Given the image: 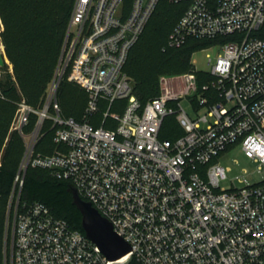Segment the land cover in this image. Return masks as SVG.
Returning a JSON list of instances; mask_svg holds the SVG:
<instances>
[{"label":"built area","instance_id":"obj_1","mask_svg":"<svg viewBox=\"0 0 264 264\" xmlns=\"http://www.w3.org/2000/svg\"><path fill=\"white\" fill-rule=\"evenodd\" d=\"M161 1L186 6L169 48L232 40L216 46L213 61L208 56L209 80L194 69L181 77L180 92L141 103L124 66ZM262 25L264 0H132L129 8L124 0H75L43 108L16 105L12 129L29 139L19 171L39 168L70 182L130 252L109 261L44 204L19 210L17 203L8 264H264V184L242 177L240 187L232 181L223 189L226 169L218 162L239 148L258 171L264 167V38L254 36ZM64 74L87 94L80 121L60 116L56 92ZM185 98L205 114L190 118L180 105ZM31 114L37 122L24 136ZM171 115L181 134L166 139ZM45 120L59 146L49 155L34 153Z\"/></svg>","mask_w":264,"mask_h":264},{"label":"trees","instance_id":"obj_2","mask_svg":"<svg viewBox=\"0 0 264 264\" xmlns=\"http://www.w3.org/2000/svg\"><path fill=\"white\" fill-rule=\"evenodd\" d=\"M74 1L0 0V43L7 60L0 78V264H8V254L6 251L3 253V249L6 225L13 218V213H9L10 197L25 150L24 138L11 128L16 111L14 102L21 99L35 111L43 108ZM131 1L124 0V6L129 8ZM208 1L213 4L217 0ZM185 7V4L161 1L129 51L124 72L130 79L132 94L141 103L154 98L161 77L193 72L191 57L194 52L232 40V37L192 39L181 48H169L168 36ZM254 36L264 38V25ZM197 77L199 80L210 79L201 74ZM56 101L62 118L80 121L87 94L63 76L57 88ZM37 118L35 114L30 115L22 130L24 136L34 130ZM53 136L52 123L43 122L34 153L49 155L57 150L59 146L53 142ZM169 136L163 131V138H175ZM71 188L70 182L54 178L47 170L28 167L19 188V210L23 204L42 203L53 216L84 234L82 214L73 202ZM9 228L10 239L11 226ZM127 264L138 263L132 258Z\"/></svg>","mask_w":264,"mask_h":264},{"label":"rangeland","instance_id":"obj_3","mask_svg":"<svg viewBox=\"0 0 264 264\" xmlns=\"http://www.w3.org/2000/svg\"><path fill=\"white\" fill-rule=\"evenodd\" d=\"M1 30H2V26L0 23V32ZM0 46H2L1 43H0ZM218 52H219V49L215 45L209 48L194 52L191 57V63L195 71L201 75L208 74L211 70V64L208 63V56L213 61L216 58ZM3 73H4L3 68H0V78L3 76ZM183 75L184 74L165 76L164 78H166V81H162V82L160 78L158 81V89L154 97H157L161 93L167 92V91L171 93L180 92V90L182 89L181 77H183ZM63 76L66 77V74H64ZM20 101L21 99L14 102L15 106ZM180 105L186 111V113L190 116V118H192L193 120L205 114V110L197 109L189 98L180 100ZM53 113L54 112L50 109L49 115H53ZM13 120H12V123H13ZM45 121H48V120H45ZM179 131H180V128L175 123V116L174 115L168 116L164 122V132L170 135L169 137L173 138L179 133ZM24 141L26 144L27 142H29V139H26ZM218 162L221 164L222 167L226 169V178L224 180H221L220 182V187L223 189H226V190L231 189L232 181H234L236 187H240L238 179L242 177H244L247 180L249 185L264 184V167H261L260 170L258 171L259 164L246 158L239 148H235L233 150L223 153L219 157ZM24 171L25 170L20 171L17 177L16 186L10 197L9 213H14L15 207L18 203L19 182L25 174ZM6 226H7V234L5 232L6 241L4 239L3 253H5L6 251V254H9V229H10L9 227L11 226V223Z\"/></svg>","mask_w":264,"mask_h":264},{"label":"water","instance_id":"obj_4","mask_svg":"<svg viewBox=\"0 0 264 264\" xmlns=\"http://www.w3.org/2000/svg\"><path fill=\"white\" fill-rule=\"evenodd\" d=\"M5 63L7 60L0 46V68H3ZM71 191L73 202L82 214L81 226L86 238L95 244L109 261L116 262L126 257L130 252L129 245L114 233L111 225L89 203L80 199L73 187Z\"/></svg>","mask_w":264,"mask_h":264},{"label":"bare ground","instance_id":"obj_5","mask_svg":"<svg viewBox=\"0 0 264 264\" xmlns=\"http://www.w3.org/2000/svg\"><path fill=\"white\" fill-rule=\"evenodd\" d=\"M125 258H122L120 261H123Z\"/></svg>","mask_w":264,"mask_h":264}]
</instances>
